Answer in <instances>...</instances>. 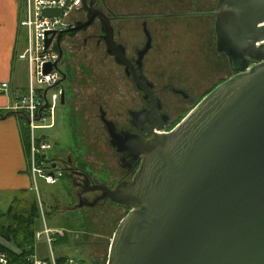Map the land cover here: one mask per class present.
I'll use <instances>...</instances> for the list:
<instances>
[{
    "label": "water",
    "instance_id": "water-1",
    "mask_svg": "<svg viewBox=\"0 0 264 264\" xmlns=\"http://www.w3.org/2000/svg\"><path fill=\"white\" fill-rule=\"evenodd\" d=\"M81 1L88 20L57 34L58 60L43 67L61 77L52 90L68 81L58 69L60 41L94 19L103 27L107 52L118 64L129 63L112 40L111 18L92 8L97 0ZM62 10L45 9L42 16L58 17ZM213 15L217 51L226 54L234 74L170 132L150 130L147 141L125 136L122 148L142 157L134 177L113 190L95 187L128 209L106 264H264V0H217ZM49 43L46 38L45 48ZM108 132L118 145L110 125Z\"/></svg>",
    "mask_w": 264,
    "mask_h": 264
},
{
    "label": "rangeland",
    "instance_id": "rangeland-1",
    "mask_svg": "<svg viewBox=\"0 0 264 264\" xmlns=\"http://www.w3.org/2000/svg\"><path fill=\"white\" fill-rule=\"evenodd\" d=\"M216 1L156 0V3L161 4L159 10L147 11L148 18H152L148 24L154 38V49L144 61V71L155 85L154 89L163 99L172 120L175 119L173 126L199 103L201 97L232 74L226 57L216 52L213 28ZM105 13L109 14L108 11ZM135 13L133 11V15ZM112 17L115 18L114 29L120 31L119 36L127 46L129 55L131 45L139 43L142 38L140 21H125V16L117 12ZM130 27L133 29H129ZM81 35L83 34H78L76 39L64 43L65 59L61 67L71 71L70 83L65 89L66 107L57 105L53 120L47 117L44 122L39 123L49 128L36 130L33 139L30 137L28 125L22 120L24 126L21 122L20 125L23 135H26L23 138V146L30 176L33 143L35 146L45 145L47 158L60 162V167H66L65 162L70 159L75 166L82 164V168L91 172L93 178L112 185L119 172L115 168V158H112L106 132L99 121V107H102L107 112V117L117 122L119 127H125V112L136 103L132 96H135V91L125 86L127 81L120 75L122 73L118 65L96 49L94 41L87 42L86 46L82 45ZM25 42L26 32L22 28L18 39V53L23 55V62L17 60L15 67V76L19 79L25 71ZM164 85L187 89L191 101H182L180 97L164 89ZM24 92L25 89L20 94ZM52 123L54 126L50 128ZM55 142H58V145H55ZM76 180L79 179L66 175L57 178L56 183L50 184L43 178H37V194L30 190L29 193H17L16 196L4 195V202H9V205L4 210L6 215L1 217L2 220L0 218V224L10 225L12 229L21 227L23 230L25 223L17 221L22 217L20 212L24 207L27 210L36 198L37 221L31 228L36 231L40 229L44 219L54 240V257L72 259L78 263L104 264L107 262L113 232L127 212L113 210L114 208L106 203L87 211L88 223L80 225L77 212L68 210L70 205L76 203ZM66 187L71 195L63 192ZM36 195L39 197L38 202ZM23 218H26V214ZM0 244L7 250L18 253L13 242L0 237ZM34 244L37 257L46 259L49 254L44 238L36 240Z\"/></svg>",
    "mask_w": 264,
    "mask_h": 264
},
{
    "label": "flooded vegetation",
    "instance_id": "flooded-vegetation-1",
    "mask_svg": "<svg viewBox=\"0 0 264 264\" xmlns=\"http://www.w3.org/2000/svg\"><path fill=\"white\" fill-rule=\"evenodd\" d=\"M101 4H102V0H97L96 2L93 3L92 8H96L98 10L103 11V9L101 8ZM103 12L105 13L106 11L104 10ZM106 15H108L111 18L109 21V25L110 27H112V40L117 45H121L124 48V56L129 62L127 66L118 64L115 61V58L107 52L106 42L104 40L105 34L103 32V27L98 19H94L92 23L86 29L78 30L72 36H64V38L60 41L59 46L62 50V53L64 54V43L68 40L76 39L78 34H83L81 35L82 45L86 46L87 42L94 41L95 48L105 53L106 56L112 59V62L114 64L118 65L117 67L121 71L120 73H122L120 75L123 76L124 79L127 81L125 83V86L135 91V96L134 95L132 96L136 100V103L133 108L127 109L125 112V118L127 120V126L125 127H119L117 125V122H115L113 119L108 118L107 112L102 107H99V121L101 123L102 129L106 132V135L108 138L107 142L112 149V158H115L114 160L115 168L119 172L117 174L118 178L115 181H112L113 182L112 185H109L108 183H106L107 181L104 182L103 180H99L98 178L97 179L93 178L90 174L91 172L82 168L83 166L82 164L76 165V166L73 165L70 159L66 160L65 162L66 167L64 168L60 167L59 166L60 162L50 160L47 158V156L45 155V149H46L45 145H41V144H38L36 146L34 145V152H33V166L36 170L34 179H35L36 185H37V178H43L45 182H47L46 178H50V181L48 182L50 184L56 183L57 178H63V177H66V175H68L69 177H72L73 175L79 179L78 181L76 180V182H74L77 188V192L75 195L76 203L73 205H70L68 207V210L71 209L70 210L71 212H74V213L77 212L79 216L80 225H83L84 223H88L89 217H87V214H86L87 211L92 210L99 206H104L106 203L111 205L112 208H114L113 210L118 209L124 213L128 212L127 208L121 205L115 204L112 201H110L108 198L103 197V193L100 190L95 188L98 186H102L109 190H113L118 184L130 182L132 178L134 177L141 163L142 157L139 155H136L134 152L130 151L129 149L125 150L122 148V144H124L123 139L125 138V136H129V135L136 136V137H139L147 141L151 139L153 136L150 130H153V132H156V133H168L175 127V125L174 126L172 125L175 119L172 120L170 113L168 112V109L164 105L163 99L159 96V94L154 89L155 85L147 78L146 73L144 71V61L147 55L149 54V52L154 49V38L152 36L151 29L148 24V21L151 20L152 18L151 19L147 18L149 16L147 15L141 19L139 26H140L142 38H140L141 40L139 43H133L131 45L130 54L128 55L127 46L125 45L124 42H122L119 36L120 31H116L114 29V24H113L114 20L112 19L113 17H111L112 14L109 13ZM87 20L88 19L86 17V13L80 10L76 14V19L73 21L72 24L69 25V27L72 28L76 25L77 22H86ZM129 29L132 30L133 27H130ZM144 29L148 31V34L150 37L149 42L146 39ZM161 30L163 31L162 26H161ZM145 47L148 49L145 53H143L141 61L138 62L139 54H142L141 51ZM215 47H216V38H215ZM216 52L226 57L227 62H228V67L229 69H231L226 54L224 52H218L217 48H216ZM64 59L65 58L62 55V58L59 60V63H58L59 64L58 69L66 75L68 81L67 83L63 85H60L57 90L51 89L53 85L49 87L48 90H51L57 93L58 95L57 99L53 103L46 101L45 109L43 110L40 109V113L47 114V117L52 120L54 118L53 112L57 105L66 107L65 89H66V86H68L70 83L69 81L71 78L70 77L71 71L65 67L64 68L61 67L62 63L64 62ZM251 62H252L251 65H254L257 63L256 61H251ZM233 74L234 72L232 71V74L230 75V77ZM60 78L61 77L59 75L58 81L60 80ZM149 85H151V87H149ZM163 88L167 89L172 95L180 97L182 101L184 102H189L192 99L187 89L185 88L174 87L172 85H164ZM61 90L63 91V94H64L63 103L60 101V91ZM208 93L209 91L207 92V94ZM203 97H201V99ZM201 99H199V101ZM196 105L197 103L193 106V108ZM191 110H189V112ZM69 112H70V109L68 113ZM108 125L113 127L114 133L116 134L115 143L118 144L116 146L112 145L113 138L110 136L108 132ZM53 126L54 125L52 123L50 128ZM48 128L49 127L46 126V128H43L41 130L43 131ZM158 128H160V130H156ZM54 144L58 145V142H55ZM64 172L68 174L64 175L63 174ZM64 191L67 192V195L68 193H70L68 192L67 187L65 188V190H63V192Z\"/></svg>",
    "mask_w": 264,
    "mask_h": 264
},
{
    "label": "crops",
    "instance_id": "crops-1",
    "mask_svg": "<svg viewBox=\"0 0 264 264\" xmlns=\"http://www.w3.org/2000/svg\"><path fill=\"white\" fill-rule=\"evenodd\" d=\"M22 2L23 0H0V85L8 84L6 92H0V218L9 205V202H4V195L16 196L17 193L34 191L33 178L29 174L28 159L23 146L24 135L20 125L22 121L17 112L9 110L13 101L26 87V68L21 79L15 76L17 60L23 62V55L18 53V39L22 29L19 26L23 13ZM159 7L161 4L156 3V0H102L101 4L103 11H108L112 15L115 12L123 14L125 21L133 19L140 22L148 15V9L159 10ZM133 11L136 12L135 15ZM24 122L27 124L25 118ZM33 255L37 257L35 244Z\"/></svg>",
    "mask_w": 264,
    "mask_h": 264
},
{
    "label": "built area",
    "instance_id": "built-area-1",
    "mask_svg": "<svg viewBox=\"0 0 264 264\" xmlns=\"http://www.w3.org/2000/svg\"><path fill=\"white\" fill-rule=\"evenodd\" d=\"M23 13L19 26L25 29L26 42L24 51V62L26 68V87L25 92L20 94L14 101L9 110L17 112L26 119L30 130V137L33 139L36 130L46 128L45 125L39 123L44 122L47 114L40 113L41 107L44 105L43 95L48 102H54L57 99V93L48 90L54 85L59 74L56 70H51L49 73H44L43 67L47 64H54L58 60V54L53 51L57 34L69 28V25L76 19V14L82 10L81 0H23ZM63 8L58 17H43L42 11L45 9ZM50 38L49 45L45 48V39ZM8 89L7 83L0 85V92H6ZM50 95V96H49ZM31 175L33 178V190L37 194V187L34 179L36 170L33 166L34 145L31 147ZM49 182L50 178H46ZM39 197L37 196V202ZM41 209V204L39 202ZM43 219V215H41ZM51 230L43 219L42 226L35 232V241L42 237L48 250V257L40 259L35 255L27 258L25 264H81L72 259L54 257L52 251L53 237ZM61 262V263H58ZM0 264H6L5 256L0 254ZM106 264V263H104Z\"/></svg>",
    "mask_w": 264,
    "mask_h": 264
},
{
    "label": "trees",
    "instance_id": "trees-1",
    "mask_svg": "<svg viewBox=\"0 0 264 264\" xmlns=\"http://www.w3.org/2000/svg\"><path fill=\"white\" fill-rule=\"evenodd\" d=\"M19 117L18 118L21 119L20 121L24 120L23 116L19 115ZM6 213H4L3 215L5 216ZM37 213V206L35 202H31L27 210L23 209L20 212V216L22 217L17 221L25 223L26 227L23 230L21 227L12 229L10 225L0 224V237L8 242H13L16 248L20 251V253L18 254L13 253L12 251L7 250L2 245H0V254H3L5 256L6 264H25L27 258L34 254L36 229H32L31 227L33 223L37 221ZM24 214H26L25 219L23 218ZM60 260H62V258H60L59 261ZM80 263L86 264L85 262Z\"/></svg>",
    "mask_w": 264,
    "mask_h": 264
},
{
    "label": "bare ground",
    "instance_id": "bare-ground-1",
    "mask_svg": "<svg viewBox=\"0 0 264 264\" xmlns=\"http://www.w3.org/2000/svg\"><path fill=\"white\" fill-rule=\"evenodd\" d=\"M44 99V98H43ZM44 101H46V99H44ZM45 103V102H44Z\"/></svg>",
    "mask_w": 264,
    "mask_h": 264
}]
</instances>
